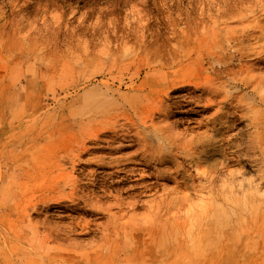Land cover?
Listing matches in <instances>:
<instances>
[{
  "label": "rangeland",
  "instance_id": "374dc122",
  "mask_svg": "<svg viewBox=\"0 0 264 264\" xmlns=\"http://www.w3.org/2000/svg\"><path fill=\"white\" fill-rule=\"evenodd\" d=\"M0 264H264V0H0Z\"/></svg>",
  "mask_w": 264,
  "mask_h": 264
}]
</instances>
